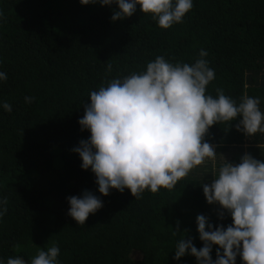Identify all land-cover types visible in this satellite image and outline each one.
Instances as JSON below:
<instances>
[{
    "label": "trees",
    "instance_id": "1",
    "mask_svg": "<svg viewBox=\"0 0 264 264\" xmlns=\"http://www.w3.org/2000/svg\"><path fill=\"white\" fill-rule=\"evenodd\" d=\"M118 10L99 0H0V71L7 74L0 80V200L7 199L0 205L7 208L0 217V264L18 256L30 264L53 245L60 248L58 264H199L190 249L174 258L182 238L204 246L197 216L214 227L233 224L227 209L207 202L203 184L245 154L264 161V133L237 130L238 117L214 124L204 137L231 157L216 169L203 166L208 170H193L172 190H145L139 199L127 188L99 192L95 173L73 151L91 136L78 122L89 95L114 78L146 71L157 56L191 65L207 51L203 59L215 79L206 95L215 98L219 88L237 104L244 94L258 97L264 112V0H193L183 22L168 29L140 5L113 21ZM26 96L35 99L28 104ZM85 190L103 207L79 225L68 215L67 198ZM217 249L223 254L214 244L213 261ZM236 264H245L239 254Z\"/></svg>",
    "mask_w": 264,
    "mask_h": 264
},
{
    "label": "clouds",
    "instance_id": "2",
    "mask_svg": "<svg viewBox=\"0 0 264 264\" xmlns=\"http://www.w3.org/2000/svg\"><path fill=\"white\" fill-rule=\"evenodd\" d=\"M80 2L88 5L97 0ZM114 2L119 10L111 17L113 21L131 17L140 5L142 12L151 13L163 29L183 22L193 8V0H99L102 5ZM207 55L202 49L201 58L191 65L173 64L164 56H157L147 64L146 71L114 78L107 86L91 91L90 103L78 121L81 130H89L91 136L81 140L73 151L79 153L81 167L95 173L100 193L107 196L110 189L123 192L127 188L139 199L145 190H172L206 159L212 160L215 167V146L204 137L218 122L242 117L237 130L249 137L264 133V112L258 97L244 94L237 104L219 88L215 98L206 95V86L215 79L214 70L203 59ZM0 80H7L5 72L0 71ZM34 99L26 96L25 102L31 104ZM2 107L11 113L10 103L4 102ZM215 177L211 184H203L205 197L209 204L218 202L227 209L233 224L226 229L223 225L214 227L208 217L198 215L204 246L197 249L192 240L182 238L177 242L174 258L180 259L190 249L199 264H236L238 254L245 264H264V161L245 154L239 164L224 163ZM67 199L68 215L79 225L103 207V201L87 190L82 197ZM6 204V198L0 200V205ZM6 212V207H0V217ZM223 215L221 212V218ZM214 244L223 249V254L217 249L215 261L210 254ZM59 254L56 245L40 249L30 264H58ZM7 264L26 262L18 256L9 257Z\"/></svg>",
    "mask_w": 264,
    "mask_h": 264
},
{
    "label": "rangeland",
    "instance_id": "3",
    "mask_svg": "<svg viewBox=\"0 0 264 264\" xmlns=\"http://www.w3.org/2000/svg\"><path fill=\"white\" fill-rule=\"evenodd\" d=\"M214 149H215V151L217 152L216 147H214ZM229 158H231V157H230V155H229L228 152H227L226 154H220L219 152H217V154H216V159H215V162H214V163H215V166H216L217 164H223L224 162L230 160ZM203 166L213 167L214 169H216V168L213 166V161L210 160V159H206L205 162H204L203 164L194 167V168H193L188 174L192 173L193 170H197V169H199V168H201V167H203ZM204 169H206V168H201V171L204 170ZM206 170H208V169H206ZM201 171H200V172H201ZM215 172H217V176H218L219 169H216ZM214 174H215V173H214ZM215 176H216V174H215ZM215 178H216V177H215ZM214 204H215V203H214Z\"/></svg>",
    "mask_w": 264,
    "mask_h": 264
}]
</instances>
